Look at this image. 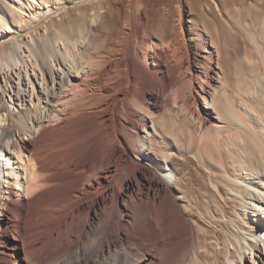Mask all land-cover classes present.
Returning a JSON list of instances; mask_svg holds the SVG:
<instances>
[{"label":"bare ground","instance_id":"1","mask_svg":"<svg viewBox=\"0 0 264 264\" xmlns=\"http://www.w3.org/2000/svg\"><path fill=\"white\" fill-rule=\"evenodd\" d=\"M54 1L29 61L47 89L0 96V264H264V0L182 2L154 27L147 0H112L113 35L107 0ZM72 8L81 26L50 38Z\"/></svg>","mask_w":264,"mask_h":264},{"label":"rangeland","instance_id":"2","mask_svg":"<svg viewBox=\"0 0 264 264\" xmlns=\"http://www.w3.org/2000/svg\"><path fill=\"white\" fill-rule=\"evenodd\" d=\"M5 1L7 2V4H10L11 7L14 6L13 8L19 11L21 15H18L19 17L15 21L14 20L12 21L13 25L12 24L10 25L8 31L6 30L5 33L4 31H2V33L0 34V44H2L0 46V54L1 53L5 54L8 51H10L12 45L16 43L19 44L21 47V50L19 51L20 56L22 55L26 57L28 62L27 66H25L21 62H18L14 66L12 65V66H6L4 68H0V96L4 100H9L10 97H13L15 100V105L11 106V109L15 110L30 104L29 102L32 101L33 99V97H30L31 90L41 91V90H46L48 87V83L45 80L46 77L41 78L40 75L41 69L38 66V60H37L36 68L32 67L29 61L30 60L33 61L35 59V56L32 51L34 49L33 47L34 43L38 42L40 39L39 37L40 34L44 33V29L43 27H41L44 20L43 19L44 16L42 13L43 9L44 8L55 9L58 8V6L56 7L54 0H5ZM230 1H231L230 2L231 5L234 6L236 4H240V2L243 0H230ZM61 2H60L61 4H65L68 3V0H61ZM107 2L110 7V12L106 14L104 17L105 19L104 29L107 30L110 33V35H113L117 30L120 29L122 23V19L120 16L121 9L116 2L112 0H107ZM182 2H184L185 4H188L189 2L190 3L193 2L192 5L194 8H198L200 6L206 8V0H147V7L151 15L152 26L154 27L157 24V21H159V18L163 13L167 15L169 14L171 15L172 19L169 22L173 24V26H175L178 20L175 9ZM57 5L60 4L57 3ZM32 6L38 7L39 9ZM72 9H73V13H72ZM72 9L70 11L71 12L70 16L65 17L63 21L60 20V16L62 15L61 13H58L57 16L51 18V21L49 19L45 20L44 23H46V25L50 28V35H49L50 38L56 37L58 30L63 32H69V31L71 32L73 29L72 25L74 24L75 21H77L78 27L79 25L81 26V23L78 20L79 12L76 10V8H72ZM245 13L243 14L244 17H245ZM187 16H189L188 6H187L186 18H188ZM61 23L63 24L61 25ZM51 24H53L54 27L51 26ZM37 26H39L40 28H38ZM145 49L149 54V58L151 57L150 59H152L155 53L160 51H166L168 50V47L166 44V45H159L154 49L150 47H146ZM52 69L56 74L57 80H62L63 78L62 70L59 69L56 65H54V63L52 65ZM18 90L20 91L18 92ZM63 94L61 96L62 98L61 101L65 102V100L67 101V99L71 97L72 90L67 88Z\"/></svg>","mask_w":264,"mask_h":264}]
</instances>
